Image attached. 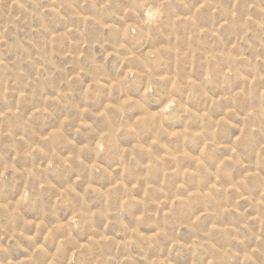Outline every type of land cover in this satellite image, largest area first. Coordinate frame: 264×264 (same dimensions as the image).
<instances>
[{
	"label": "rangeland",
	"instance_id": "1",
	"mask_svg": "<svg viewBox=\"0 0 264 264\" xmlns=\"http://www.w3.org/2000/svg\"><path fill=\"white\" fill-rule=\"evenodd\" d=\"M29 187L13 264H264V0H0V205Z\"/></svg>",
	"mask_w": 264,
	"mask_h": 264
},
{
	"label": "clouds",
	"instance_id": "2",
	"mask_svg": "<svg viewBox=\"0 0 264 264\" xmlns=\"http://www.w3.org/2000/svg\"><path fill=\"white\" fill-rule=\"evenodd\" d=\"M90 7L93 9H97V5L95 3L91 4ZM108 7H109V5L105 4L100 9H97V10L103 12ZM136 7H137V5L135 3H129L128 10L131 11ZM164 8H165V5L159 4V5L155 6L154 8L146 10L145 16L147 18L146 19L141 18L138 21V24L143 25L144 27H148V26L158 24L160 19H161V16L163 15L162 10ZM129 27L131 28L132 26L129 25ZM152 55H154V53H150L149 57H151ZM129 77L131 78V71L129 72ZM120 83H121V81H117L118 85ZM149 91H152V90L149 89ZM130 102H131L130 100H124L123 104L127 105ZM164 103L167 105V107L165 108L166 112L171 111L173 108H176L179 106L180 101H179V98L176 96L175 91H173L171 93V95L164 97ZM9 111H11V109H9ZM36 111L42 113L44 111V109L41 107V108H37ZM4 115H5V117H7L8 113H4ZM33 115H35V113ZM69 120H70V116L67 114L64 117H62V119L60 121V126H58L52 132H50L49 137L55 138L57 135H59L62 132L63 125L68 123ZM28 123H29L28 120L23 121L24 125H27ZM47 138L48 137H46V139ZM86 146L87 145H85V147ZM65 163H67V161H65ZM221 163H223V161H221ZM92 167L96 168V165L93 164ZM32 175L35 176L34 173ZM36 178H37V181L39 183L40 177H36ZM46 183H47V181L45 180L44 183L41 184V188H43L44 184H46ZM66 183H67V188L65 189V191L72 188L71 182H66ZM88 187L91 188L92 184L89 183ZM34 196H35V193H33L31 188L29 187V188L23 190L22 194H19V199L15 201L14 206L9 207V202L6 201L4 204L0 205V207H2L4 210L8 211L10 214H16L18 207L22 206L24 204L30 203L31 200L34 198ZM130 199H132V197L125 194L122 203H127ZM81 215H82V213L80 212L79 208H77L75 213L72 215V219H71L70 223L65 224V223H62L55 218V213L53 212L52 207H45V208L41 209L40 215L35 220L30 221V223H32L38 229H44L48 234V238H51V236L57 231H61V230L64 231L65 236L60 241V243L63 244L64 241L67 240L71 236L72 229H74L77 226V221ZM11 234L13 236H15L16 230L13 229ZM29 239L32 240L31 249L35 250V252H33L32 250H28L26 252V255H27V259L29 261H31L32 264H35L34 255H38V253L40 251V249L38 247L39 242H37L35 237H30ZM0 251L5 253L4 258H0V264H13V261L10 260L9 258H7V256H6L7 248L0 249ZM59 251H60V249H57V252H59ZM21 264H23V262H21Z\"/></svg>",
	"mask_w": 264,
	"mask_h": 264
}]
</instances>
